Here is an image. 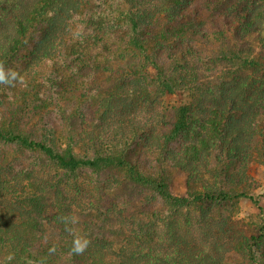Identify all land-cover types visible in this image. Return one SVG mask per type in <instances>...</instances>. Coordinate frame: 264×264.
<instances>
[{
	"label": "trees",
	"instance_id": "16d2710c",
	"mask_svg": "<svg viewBox=\"0 0 264 264\" xmlns=\"http://www.w3.org/2000/svg\"><path fill=\"white\" fill-rule=\"evenodd\" d=\"M206 23L223 53L206 54ZM262 28L264 0H0V62L24 81L0 84V264H264L263 213L234 218L258 204L254 153L264 164ZM181 90L193 101L130 124L120 148L96 137Z\"/></svg>",
	"mask_w": 264,
	"mask_h": 264
},
{
	"label": "rangeland",
	"instance_id": "374dc122",
	"mask_svg": "<svg viewBox=\"0 0 264 264\" xmlns=\"http://www.w3.org/2000/svg\"><path fill=\"white\" fill-rule=\"evenodd\" d=\"M204 14V12H203ZM207 14V10L206 13ZM217 16V15H216ZM195 26H198V22L195 23ZM208 30V33L211 37V40L214 43V47H211V50L209 49L206 54L210 55H216L219 53H223L226 46L223 45L222 40L220 38H214L213 35H217L216 29L214 28L213 25H209L206 23L204 26ZM202 26L200 28H203ZM260 35L264 37V28L260 31ZM253 36H256L255 34ZM197 38L201 40V35H198ZM253 39V37L251 38ZM199 46L202 45L201 41L198 43ZM256 48V47H254ZM215 53V54H214ZM219 72V71H218ZM99 79H96V87L95 83H89L88 84L89 88H94L95 90L98 89L97 87L101 86V83ZM103 82V79H102ZM105 84V85H104ZM113 84L112 83H102L103 89L106 90L107 88L111 87ZM81 89H78V92L74 96H68L69 103H71V106H76L80 100L82 99L81 97ZM192 91L189 90H181L176 92L174 95L170 96L166 100H161L159 105H157V109L154 107H150L143 104L138 107H133L132 109L128 107V111L126 112H133L132 116L130 117V120H126L128 117V114H123L121 111L119 112L118 116L112 117L111 120L108 121V124L106 125V128L104 130L98 131L96 133V137L100 136V140L104 145H111L113 146L114 149L120 148L124 143H126V140L128 138H131L133 133L131 132V125L133 124H141L145 125V122H148L150 119H155L156 121L158 120V115H157V110L161 109H173L174 107H179L181 104H186L189 102H192L194 99V96L192 95ZM65 101V103L67 102ZM83 108L85 110V113L87 114L86 119L88 118L87 121L84 122V124L88 125L89 121L92 118H94L93 114L96 109V102H85L83 103ZM123 114V115H122ZM149 118V119H148ZM88 128V127H87ZM95 136V135H94ZM88 140V139H87ZM112 148V147H111ZM79 151V149H77ZM139 152H143L144 155H152L148 150L142 151L140 148H138ZM136 151V152H137ZM152 157V156H151ZM250 171L252 178L257 180L258 182V188L255 189L254 194L256 201H258V204L254 203L250 199H241L239 204L237 205V208L234 213V218L238 222H244V223H249V222H254L257 221V217H259L262 213L264 215V164L260 161L258 153H254V156L252 160L250 161L249 164ZM168 171L169 177L173 180V183L177 186H180L182 190L185 188V183H186V173L184 171L179 170L178 168H175L174 166L165 163L164 167ZM161 206L163 207L162 203L157 202L155 205L156 210L160 211ZM261 207V210L260 208Z\"/></svg>",
	"mask_w": 264,
	"mask_h": 264
},
{
	"label": "clouds",
	"instance_id": "9594fccd",
	"mask_svg": "<svg viewBox=\"0 0 264 264\" xmlns=\"http://www.w3.org/2000/svg\"><path fill=\"white\" fill-rule=\"evenodd\" d=\"M17 82L23 83V77L20 73L12 68H5L3 62H0V84L6 86H15ZM63 222L66 225V230L69 231L73 235L72 249L71 252L75 255L83 254L90 244V240L86 235L77 234L73 227H69L68 225H76L79 223V218L76 216H72L70 218H63ZM50 252H55V248H51ZM14 257L9 255L7 257L8 260H12Z\"/></svg>",
	"mask_w": 264,
	"mask_h": 264
}]
</instances>
